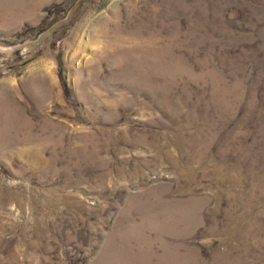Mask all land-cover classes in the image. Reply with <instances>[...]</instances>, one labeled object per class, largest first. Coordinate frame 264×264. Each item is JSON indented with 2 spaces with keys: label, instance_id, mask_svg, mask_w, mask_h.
<instances>
[{
  "label": "rangeland",
  "instance_id": "374dc122",
  "mask_svg": "<svg viewBox=\"0 0 264 264\" xmlns=\"http://www.w3.org/2000/svg\"><path fill=\"white\" fill-rule=\"evenodd\" d=\"M0 264H264V0H0Z\"/></svg>",
  "mask_w": 264,
  "mask_h": 264
}]
</instances>
